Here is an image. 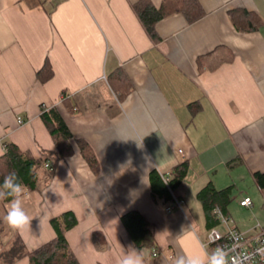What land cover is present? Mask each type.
I'll return each instance as SVG.
<instances>
[{
    "label": "crops",
    "instance_id": "obj_1",
    "mask_svg": "<svg viewBox=\"0 0 264 264\" xmlns=\"http://www.w3.org/2000/svg\"><path fill=\"white\" fill-rule=\"evenodd\" d=\"M137 1L0 0V155L5 141L36 158L58 149L41 105L56 106L74 135L50 183L22 197L32 221L19 234L34 250L56 236L51 218L72 210L79 222L67 239L79 262L119 264L134 245L121 216L139 210L157 249L141 251L144 264L192 255L207 264L211 228L255 236L264 226L255 178L264 172V0H199V19L171 13L157 23V40ZM239 8L259 15L257 30L237 29L231 10ZM47 62L53 76L41 80ZM76 138L91 146L99 171ZM184 161L177 196L153 197L151 171L165 179ZM209 182L230 187L232 198L217 205L227 221L213 226L198 198ZM246 182L263 195L240 188Z\"/></svg>",
    "mask_w": 264,
    "mask_h": 264
},
{
    "label": "trees",
    "instance_id": "obj_2",
    "mask_svg": "<svg viewBox=\"0 0 264 264\" xmlns=\"http://www.w3.org/2000/svg\"><path fill=\"white\" fill-rule=\"evenodd\" d=\"M132 6L147 33L154 40L159 38L156 25L165 16L174 12H182L189 22H193L205 13L199 0H164L159 7L152 0H139ZM231 15L239 30H257L262 23L257 13L247 9H233ZM52 76L53 70L50 69V62H47L43 69L38 72V77L41 80H46ZM117 77H121L120 72ZM63 100L68 103L73 111L70 104L71 100L66 91L63 92ZM41 118L47 125L58 149L43 150L42 156L36 158L30 152L23 151L14 142L5 141L4 153L0 155V184L3 183L4 177L9 172L16 171L20 182L26 186V192L42 190L52 180L57 164L73 153L71 140L74 135L59 109L56 106L41 105ZM76 140L87 161L96 172L99 171L98 159L91 146L82 139L76 138ZM47 163H49V167H47ZM188 171L189 162L184 161L174 167L172 176L166 182L158 170H152L150 178L153 197L164 199L166 202L172 201L174 196H177L176 190L182 185ZM255 178L259 187L264 189V172H255ZM198 198L203 203L209 225L213 226L218 220L214 209L217 205L225 207L231 201V189L230 187L217 189L213 182H209L198 192ZM10 199V197L0 199V206L5 208V203ZM121 219L138 250L156 249L152 225L142 212L130 210L124 213ZM78 222L79 219L72 210L64 211L52 217L51 224L56 231V236L34 250L27 248L19 231H14L11 240L7 243L3 242L0 234V264H13L25 256L29 257L30 264H81L67 239V232L75 227ZM0 223L3 224L1 215ZM5 229V225H2L0 233Z\"/></svg>",
    "mask_w": 264,
    "mask_h": 264
},
{
    "label": "clouds",
    "instance_id": "obj_3",
    "mask_svg": "<svg viewBox=\"0 0 264 264\" xmlns=\"http://www.w3.org/2000/svg\"><path fill=\"white\" fill-rule=\"evenodd\" d=\"M25 192L26 186L20 182L16 171L9 172L0 184V199L11 198L5 220L11 229L19 232L28 228L32 221L22 206ZM119 264H144L143 254L134 245H129ZM176 264H204V261L198 255H192L187 260L181 256L176 259ZM209 264H237V261L233 257L230 262L228 252L217 246L209 257Z\"/></svg>",
    "mask_w": 264,
    "mask_h": 264
},
{
    "label": "built area",
    "instance_id": "obj_4",
    "mask_svg": "<svg viewBox=\"0 0 264 264\" xmlns=\"http://www.w3.org/2000/svg\"><path fill=\"white\" fill-rule=\"evenodd\" d=\"M20 122H22V119H20ZM46 165L47 167L50 166L49 163ZM168 180L169 176L165 178L166 182ZM176 201L178 204L181 203L180 200ZM241 204L249 206L252 204V200L250 197H245L241 200ZM214 213L219 221H227L220 207H216ZM205 245L209 249V257L214 249L219 246L228 252L230 262L235 257L237 264H264V226H262L260 234L255 236H248L235 227L226 232L211 228ZM207 264H209V261Z\"/></svg>",
    "mask_w": 264,
    "mask_h": 264
},
{
    "label": "rangeland",
    "instance_id": "obj_5",
    "mask_svg": "<svg viewBox=\"0 0 264 264\" xmlns=\"http://www.w3.org/2000/svg\"><path fill=\"white\" fill-rule=\"evenodd\" d=\"M240 188L250 192L252 195H254V194L258 195V193H259L262 196L263 195L262 193L264 192V190H263V192H261L258 186H253L251 183H247V182L243 186H241ZM6 213H7L6 209L0 206V215H1L2 220H3V224L0 223V227H2V225H5V227H6L5 231L1 232L0 234L2 236L3 242L7 243V242H9L11 240L12 233L15 230L11 229L8 226V224H7L6 220H5Z\"/></svg>",
    "mask_w": 264,
    "mask_h": 264
}]
</instances>
